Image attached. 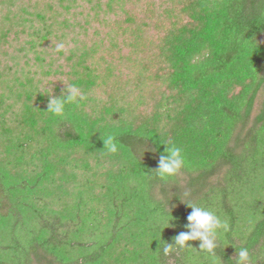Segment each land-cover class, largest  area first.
<instances>
[{"label":"trees","instance_id":"1","mask_svg":"<svg viewBox=\"0 0 264 264\" xmlns=\"http://www.w3.org/2000/svg\"><path fill=\"white\" fill-rule=\"evenodd\" d=\"M263 36L264 0H0V264H210L162 251L189 200L229 225L222 264H264ZM71 84L88 100L45 112Z\"/></svg>","mask_w":264,"mask_h":264},{"label":"clouds","instance_id":"2","mask_svg":"<svg viewBox=\"0 0 264 264\" xmlns=\"http://www.w3.org/2000/svg\"><path fill=\"white\" fill-rule=\"evenodd\" d=\"M65 47L64 42H59L56 45V51H63ZM44 95L48 97V107L45 112H49L58 118L65 117L67 106L73 105L78 108L88 100V95L77 84L65 85V90L60 96H55L51 88ZM103 143L104 146H107L110 153H117L118 141L115 136L107 135ZM164 147V152L159 155L157 168L151 173H154L160 181L167 183L186 167L187 161L180 147L174 144L165 145ZM182 203L191 209L187 217V230L176 235L172 244L163 242V254L168 256L174 249H195L197 252L205 253L206 258L210 260V264H222L221 259L217 255L218 238L224 232L229 231V225L227 222L222 221L213 211L199 206L191 200ZM172 219L173 217L171 216L168 221V227L172 226L170 224ZM193 241L200 242L199 250L192 246L191 242ZM235 261L236 264H253L250 250L247 247L236 249Z\"/></svg>","mask_w":264,"mask_h":264},{"label":"rangeland","instance_id":"3","mask_svg":"<svg viewBox=\"0 0 264 264\" xmlns=\"http://www.w3.org/2000/svg\"><path fill=\"white\" fill-rule=\"evenodd\" d=\"M261 41L264 42V36L262 37ZM261 102H262V98H261V94H259L255 101L252 117L258 112Z\"/></svg>","mask_w":264,"mask_h":264}]
</instances>
